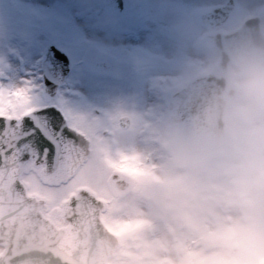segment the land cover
I'll use <instances>...</instances> for the list:
<instances>
[{"label":"clouds","instance_id":"1","mask_svg":"<svg viewBox=\"0 0 264 264\" xmlns=\"http://www.w3.org/2000/svg\"><path fill=\"white\" fill-rule=\"evenodd\" d=\"M145 3L168 32L176 102L143 127L146 144L119 136L131 155L105 172L114 230L86 231L82 249L104 264H264V13L225 27L176 0Z\"/></svg>","mask_w":264,"mask_h":264},{"label":"rangeland","instance_id":"2","mask_svg":"<svg viewBox=\"0 0 264 264\" xmlns=\"http://www.w3.org/2000/svg\"><path fill=\"white\" fill-rule=\"evenodd\" d=\"M51 1L55 10L35 17L26 11L25 0H0V83L26 84L31 87L34 107L54 103L66 117L94 121L109 131L105 137L109 162L101 160L103 182L97 195L106 201L102 218L113 231L105 172L116 163L114 153L120 160L131 155L116 147L119 136L131 145H144L148 138L143 127L168 114L167 103L172 94L170 39L145 0H125L123 12L116 16L104 14L99 0ZM176 2L187 11L186 2L193 4L191 13L197 15L226 0ZM245 16L233 15V23L227 27ZM49 44L63 50L70 61V71L53 98L43 92L40 68ZM101 60L114 64L113 72L96 68V62ZM124 114L131 117L126 129L118 125V118Z\"/></svg>","mask_w":264,"mask_h":264},{"label":"snow or ice","instance_id":"3","mask_svg":"<svg viewBox=\"0 0 264 264\" xmlns=\"http://www.w3.org/2000/svg\"><path fill=\"white\" fill-rule=\"evenodd\" d=\"M31 87L0 83V264H20L32 251L52 253L62 264H87L82 235L102 187V158L107 161L108 130L94 121L69 115L78 140L55 135V163L48 148L41 155L30 142L36 129L23 127L32 116ZM39 244L25 245V238Z\"/></svg>","mask_w":264,"mask_h":264},{"label":"water","instance_id":"4","mask_svg":"<svg viewBox=\"0 0 264 264\" xmlns=\"http://www.w3.org/2000/svg\"><path fill=\"white\" fill-rule=\"evenodd\" d=\"M100 1L104 5L106 14H119L123 8L122 0ZM231 8L232 4L228 3L223 6L215 7L210 11L203 12L199 17L222 24ZM98 66L103 69L109 67L105 62H99ZM68 70V59L66 55L53 45L49 46L42 58V81L44 92L47 96H53L55 94L57 87L64 80ZM175 102V97L172 94L168 103V113L171 112ZM36 109L37 111L32 116L24 118L23 127L29 131L36 129L30 142L41 155L44 154V148L49 149L47 154L48 164L52 167L56 157V147L54 143L55 135L62 134L65 139L70 140H78L79 138L74 131L70 130V126L67 124L63 114L55 105H46ZM124 120H127L126 124L123 123ZM119 122L122 127H127L129 124V117L123 116L119 119ZM93 204L96 208V212L94 217L90 219L87 231L91 232L94 228L99 227H103L109 231L99 217L100 210L103 206L102 201L97 198L93 201ZM81 251H83V249H81ZM87 264H104L102 260L96 257L91 246L87 250Z\"/></svg>","mask_w":264,"mask_h":264},{"label":"flooded vegetation","instance_id":"5","mask_svg":"<svg viewBox=\"0 0 264 264\" xmlns=\"http://www.w3.org/2000/svg\"><path fill=\"white\" fill-rule=\"evenodd\" d=\"M124 3H125V0H124ZM232 6H233V9L229 13L227 20L223 24L225 27H227L229 24L233 23V20H232V22L230 21V18L233 15H237V16L239 14H245L246 15L240 22L237 21L233 25V26H235V25L242 23L248 17H252L253 15L258 14V13H264V1H259V0H232ZM114 68H115V65H114ZM114 68L107 70V71L113 72ZM115 178H116L115 175L111 176V180H115ZM111 180H108L109 189H110ZM103 201H104L103 210H105L104 208H106L107 204H106L105 199H103Z\"/></svg>","mask_w":264,"mask_h":264},{"label":"bare ground","instance_id":"6","mask_svg":"<svg viewBox=\"0 0 264 264\" xmlns=\"http://www.w3.org/2000/svg\"><path fill=\"white\" fill-rule=\"evenodd\" d=\"M51 2V0H25L24 5L28 13L33 14L35 17H40L42 15H47L52 10H55ZM187 3L188 2H186L184 7H186L188 11L191 12L193 9V4Z\"/></svg>","mask_w":264,"mask_h":264}]
</instances>
